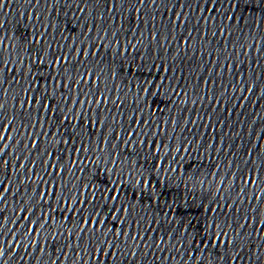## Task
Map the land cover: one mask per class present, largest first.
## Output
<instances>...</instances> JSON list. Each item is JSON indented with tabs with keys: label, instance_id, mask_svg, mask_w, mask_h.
Masks as SVG:
<instances>
[{
	"label": "water",
	"instance_id": "95a60500",
	"mask_svg": "<svg viewBox=\"0 0 264 264\" xmlns=\"http://www.w3.org/2000/svg\"><path fill=\"white\" fill-rule=\"evenodd\" d=\"M37 55L44 65L37 64L33 75H55L54 58L69 56V93L103 97L104 103L92 108L106 126L91 135L85 129L78 154L63 143L49 144L51 137L44 136L33 148L31 125L44 117L21 107L28 84L20 72L0 71V122L13 121L15 129L6 133L12 139L3 141L9 147L0 144V156L9 161L0 164V182L11 188L0 203L7 218L0 246L8 247L4 241L13 240L9 230L14 229L21 242L44 249H29L28 257L21 247L13 264L21 258L26 264H50L60 251L69 258L60 257L64 264L87 261V255L72 254L88 247V235L80 240V215L92 211L93 189L99 198L113 182L121 188V201L131 204L127 217L121 215L122 225L120 220L106 225L129 233L117 241L124 255H117L116 264H208L209 256L215 264L225 259L227 264H264V0H0V58L27 74L28 61ZM9 75L15 80L5 83ZM81 76L84 82L74 83ZM146 87L150 94L141 91ZM35 131H41L38 124ZM43 131L50 129L45 125ZM132 132L133 143H126ZM53 150L63 172L45 176L51 169L42 162L49 160L44 153ZM110 153L113 159L122 154L119 159L125 161L115 173L111 164L105 167ZM49 184L69 207L81 208L74 198L85 200L86 189L89 203L82 213H69L55 197L42 202L39 193L51 191ZM27 205L23 215L32 222L51 213L55 224L49 220L47 227L38 226V236L24 235L32 225L14 221ZM66 215L71 219L65 221ZM213 217L226 224L224 231L238 246L195 252L197 233L203 236L201 229Z\"/></svg>",
	"mask_w": 264,
	"mask_h": 264
},
{
	"label": "snow or ice",
	"instance_id": "6c2138e0",
	"mask_svg": "<svg viewBox=\"0 0 264 264\" xmlns=\"http://www.w3.org/2000/svg\"><path fill=\"white\" fill-rule=\"evenodd\" d=\"M84 0H81L83 3ZM78 11H82V9H77ZM177 20H179V16H177ZM78 52H82V49H77ZM87 55V53H84ZM22 63V62H21ZM53 63L56 65V74L53 75L52 71L44 75H33L34 71H38L37 64L44 65L43 57L37 55L36 59L29 60L28 64V71L27 74L24 73L23 68L17 70L15 67H8L7 64L4 63V60L0 58V71L14 74L17 71L20 72V75L25 79V82L28 84L27 88H24L23 91L25 93L24 99L21 101V107L27 108L29 111L32 110H39L43 115V119L39 116L36 118V123L31 125L32 133L29 134V143L33 148L37 147L39 143V136H44L45 138L51 137L49 144L52 142L56 143H63L65 148L68 151H75L77 154L84 150V141L80 139L81 135L85 133V129L88 130V133H92V129L96 128L97 126L105 127V122L99 119L98 114H93L94 109L92 108L93 104H96L97 107L104 103V98L101 97L100 99L93 98L92 100L87 99H80L78 96L74 97L72 94L69 93L68 89L73 81H69V84H65V80H69V76L67 73L70 72V69L67 65L70 63V58L67 55H59L56 56L53 60ZM50 68L51 66L48 65ZM162 67V66H161ZM167 70V69H163ZM60 73H65L66 75H61ZM91 79L92 74L86 73ZM166 79V77L161 78ZM14 81L15 76L9 75L5 77L4 82L8 83L9 81ZM84 77L81 76L80 80L75 81L74 83H83ZM43 85V87H41ZM157 88L163 87V83L159 85H155ZM244 91H252L249 88L243 89ZM3 91V89H0ZM141 91L145 92L146 94L151 93V87L142 88ZM159 94L158 92L156 93ZM80 95H83L81 93ZM243 99V97H241ZM3 115V113H0ZM143 121H139L138 123H142ZM39 125L41 131L37 133L35 131L36 125ZM50 129V131H43L44 126ZM23 127V125H21ZM68 129H72V131H68ZM15 130L14 129V122L10 121L7 124L0 122V144H2L3 149H7L9 147L8 144H3L4 140H11V136H7L6 133L8 131ZM26 134L27 130H26ZM90 135H89V144H90ZM135 133L132 132L129 134L130 139L126 141V143H133L131 137L134 136ZM57 137L59 139H57ZM76 142L80 143V148H75L74 145ZM104 143L108 144L110 141L105 137ZM153 147H157L155 142L152 144ZM27 147V146H26ZM45 156L49 157L48 161H42L46 164V169H51V172L45 171V176H52L55 175L56 172H63L62 168L58 167L59 163V156L57 155L56 151L53 150L52 152H45ZM122 154L117 153V159L112 158V154L110 153L107 160H104L105 167L107 170V165H112V171L115 173L117 165H123L125 163L124 160L119 159V156ZM134 155V154H129ZM87 158V157H86ZM20 158L17 157V160ZM52 159H56L57 163H51ZM103 159V157H101ZM9 161L4 160L2 156H0V164L7 165ZM20 167H24V165H20ZM33 174H35V164L33 163ZM42 184L48 183L44 181L43 177H38ZM251 183L252 181L249 180ZM10 183V182H9ZM51 191L47 188L40 192V199L43 202L46 198L55 197L58 201L64 203L65 211L67 212H77L82 213L83 206L87 205L89 201L87 200V189L85 190V200L81 201L78 196L74 198L75 204L81 205V208H76L75 206L69 207L68 201L66 199H62L56 193L55 185L49 184ZM11 191L10 187H6L3 182H0V203H4L7 197L4 195ZM96 189H93L92 192V203L93 208L92 211L87 215H80V223L84 225V227L78 228V232L80 234V240H83L84 235H88L89 240L87 242L88 247L87 249L80 247L77 249H72L73 256L79 254L81 257L87 255L89 259L87 261L80 259L79 264H116V257L117 255L123 256L124 253L120 252L119 245L117 243L120 236H124L126 239L129 236V233L123 232L120 228L115 229H106L107 224H115V221L120 220L121 225L124 223V220L121 219V215L127 217V214L131 210V204L128 203L127 205L121 201V188L117 186L115 182L112 183L111 187L106 190L105 193H101L99 198L96 196ZM97 199L104 201L103 204H97ZM107 201H111V205L107 204ZM46 208H50L51 205H45ZM30 205L25 206L21 209V216L18 220L14 221L17 225L19 224L20 220H26L29 224L32 225L31 228L25 227L24 235L31 237L33 234L39 235L37 230L38 226L40 228H44L48 226V221L51 220L53 224H55L54 217L51 213L48 214L47 219L43 215H41L35 222H32L30 216L23 215L29 211ZM107 209V216L101 218L103 215V209ZM63 215V213H61ZM6 216L3 212H0V227H2V222L6 220ZM70 216H64V220H70ZM41 221H44L41 224ZM225 225L218 224L216 222L215 217H213L212 222L204 226L201 231L204 233L203 236L200 233H197L199 237V244L194 249L195 252L204 253L209 252L210 248H219V247H237L236 243L234 242L232 236L224 231ZM245 225H239V227H244ZM113 231L115 235H113ZM57 234H60L57 230ZM4 233L0 231V236H3ZM9 235L13 236L12 241H8L5 239L4 243L8 245L7 248L0 246V264H13L15 261L16 255H18V250L23 247L24 252L23 256L32 257V252L29 249L37 248L36 245L28 243L27 241L21 242L19 237L16 235L15 230H9ZM103 236V239L100 237ZM133 240H141L138 236L131 237ZM195 244L196 241L193 240ZM37 250L43 252L44 249ZM188 251H193V249H189ZM11 254V258L5 260L4 257H9ZM132 256L137 255L135 251L129 253ZM60 257H64V260H68V256L63 252L60 251L57 253L56 258H50V264H64V261L60 259ZM111 258V261H109ZM190 259H195V256L190 257ZM240 257L237 255L235 260H239ZM19 264H26L23 258L20 259ZM129 264H133V262H129ZM198 264H205L204 260H200ZM208 264H215V261L212 260V257L209 256ZM223 264H227V260L225 259Z\"/></svg>",
	"mask_w": 264,
	"mask_h": 264
}]
</instances>
